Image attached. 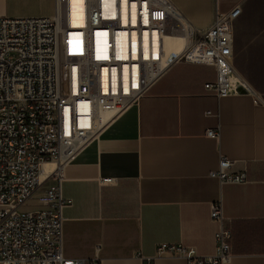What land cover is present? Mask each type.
I'll return each mask as SVG.
<instances>
[{
	"label": "crops",
	"instance_id": "1",
	"mask_svg": "<svg viewBox=\"0 0 264 264\" xmlns=\"http://www.w3.org/2000/svg\"><path fill=\"white\" fill-rule=\"evenodd\" d=\"M171 1L199 32L218 11L241 5L232 29L233 65L260 101L207 91L205 84L216 79L212 65L172 64L62 167V192L69 200L63 254L142 264L161 244H181L213 255L219 226L210 208L221 201L232 232V256L223 264H264V0ZM55 3L0 0V16H51ZM222 157L232 160L231 172L245 171L248 181L210 176ZM156 264L189 263L164 254Z\"/></svg>",
	"mask_w": 264,
	"mask_h": 264
},
{
	"label": "built area",
	"instance_id": "2",
	"mask_svg": "<svg viewBox=\"0 0 264 264\" xmlns=\"http://www.w3.org/2000/svg\"><path fill=\"white\" fill-rule=\"evenodd\" d=\"M107 1L81 0L80 24L73 22L72 0H56L51 16H0V264H102L99 257L72 259L63 254L64 209L69 200L62 192V167L98 134L103 111L113 110L112 118L137 103L172 64L212 65L216 79L205 84L207 91L218 97L248 94L260 101L233 65L232 29L241 5L218 11L211 26L199 32L171 0ZM186 26L191 30L189 42L168 60L164 34H183ZM119 31L125 35L121 54L116 42ZM99 32L107 33L103 51L96 41ZM155 35L161 41L159 57L151 52ZM145 45L150 50L147 56ZM125 66L130 69L128 90ZM208 134L219 137L215 130ZM46 161H54L59 169L49 176L53 182L39 199L41 207L24 209L41 186ZM232 163L222 157L210 176L224 183L247 182L245 171H230ZM102 182L113 184L115 179ZM210 216L219 226L215 254L161 244L154 256L142 257V264H156L164 254L183 257L189 264L227 262L232 256V232L221 201L211 204Z\"/></svg>",
	"mask_w": 264,
	"mask_h": 264
},
{
	"label": "bare ground",
	"instance_id": "3",
	"mask_svg": "<svg viewBox=\"0 0 264 264\" xmlns=\"http://www.w3.org/2000/svg\"><path fill=\"white\" fill-rule=\"evenodd\" d=\"M108 3L111 2V0L107 1ZM73 8H72V17H73V22L75 24H80L81 21V0H72ZM123 16L124 18L126 17L125 15V8H123ZM187 27V26H186ZM188 29V30H187ZM187 32L183 34H178V33H173V34H164L163 39H164V44H165V55L168 57V60L173 58L175 55L179 54L182 52L186 44L190 40L191 36V30L190 28H186ZM106 35L107 33L105 32H99L97 33V45L99 47L100 51L104 50V43L106 42ZM133 41L134 44L136 43L135 36L133 35ZM116 42L118 46V53L121 54L123 48H125V35L122 31L117 32L116 35ZM161 42V41H160ZM159 39H156V35L154 37L153 41V48L152 54L154 56H158L160 54V48H159ZM145 43L147 44V36L145 35ZM135 46V45H134ZM136 47V46H135ZM133 48V55L136 53V48ZM145 56L148 55L149 46L145 45ZM129 67L125 66L123 70V76H124V87L126 90H128L129 85H130V71ZM103 81L106 83V71L103 70ZM113 86H115V72L113 73ZM132 83L136 86L137 85V67L133 66L132 67ZM113 110H105L103 111L101 115V120H100V126L104 125L112 116ZM59 169V165L56 164L54 161H46L43 164L42 171H41V185L42 183L47 180L50 176L51 173Z\"/></svg>",
	"mask_w": 264,
	"mask_h": 264
},
{
	"label": "rangeland",
	"instance_id": "4",
	"mask_svg": "<svg viewBox=\"0 0 264 264\" xmlns=\"http://www.w3.org/2000/svg\"><path fill=\"white\" fill-rule=\"evenodd\" d=\"M55 12V9L52 10V14ZM53 182V178H49L47 182L37 190V192L34 194L33 199L27 201L24 205V209H37L41 206V202L39 201L40 197L43 195L45 190L48 188V186Z\"/></svg>",
	"mask_w": 264,
	"mask_h": 264
}]
</instances>
